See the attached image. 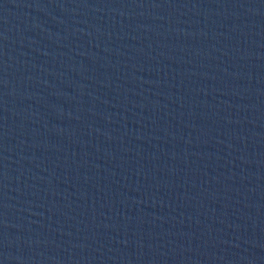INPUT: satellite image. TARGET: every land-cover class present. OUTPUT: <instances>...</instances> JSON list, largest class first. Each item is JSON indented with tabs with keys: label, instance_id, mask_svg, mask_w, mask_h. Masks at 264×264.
<instances>
[{
	"label": "water",
	"instance_id": "95a60500",
	"mask_svg": "<svg viewBox=\"0 0 264 264\" xmlns=\"http://www.w3.org/2000/svg\"><path fill=\"white\" fill-rule=\"evenodd\" d=\"M263 242L264 0H0V264Z\"/></svg>",
	"mask_w": 264,
	"mask_h": 264
}]
</instances>
